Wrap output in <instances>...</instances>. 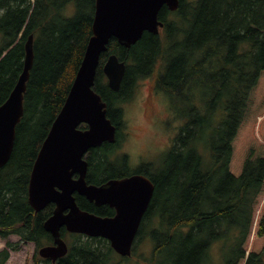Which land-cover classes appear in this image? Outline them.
<instances>
[{
    "label": "trees",
    "instance_id": "obj_1",
    "mask_svg": "<svg viewBox=\"0 0 264 264\" xmlns=\"http://www.w3.org/2000/svg\"><path fill=\"white\" fill-rule=\"evenodd\" d=\"M70 7L72 13H65ZM96 0H0V105L24 67L26 41L34 34V64L25 94V113L17 125L14 150L0 168V237L18 235L37 248L53 243L44 223L55 205L36 211L29 202L34 162L63 107L93 34ZM168 12L172 17L167 18ZM159 34L145 31L130 47L112 38L101 56L95 89L108 103L118 127L116 141L88 153L87 180L102 184L129 174L127 155L118 154L124 110L140 79L156 75V86L185 119L173 148L156 171L142 166L156 185L148 216H160L147 237L152 264H209L212 246L226 242L225 264H264V195L256 226V245L245 247L256 206L264 193V0H180L164 6ZM116 53L126 62L119 91L105 80L103 65ZM203 89H208L205 95ZM219 112V113H218ZM82 127H86L83 125ZM204 144L208 154L199 146ZM86 210L110 215L76 193ZM241 214V217H238ZM145 225L133 247L135 253ZM68 253L55 264H122L108 239L62 229ZM19 242L0 250L6 264ZM36 262L53 264L36 254Z\"/></svg>",
    "mask_w": 264,
    "mask_h": 264
},
{
    "label": "water",
    "instance_id": "obj_2",
    "mask_svg": "<svg viewBox=\"0 0 264 264\" xmlns=\"http://www.w3.org/2000/svg\"><path fill=\"white\" fill-rule=\"evenodd\" d=\"M180 0H96L93 34L66 101L42 143L31 172L29 202L40 211L55 205L44 227L53 244L42 246L39 254L55 264L69 251L62 229L91 237H103L122 256L132 254L143 216L155 191V183L144 174L112 178L105 183L87 180V153L116 141L118 127L108 116V103L95 89L101 56L112 38L130 47L145 31L159 34L164 6L174 11ZM34 34L26 41L23 71L9 97L0 105V168L12 156L17 125L25 113L24 100L34 64ZM108 85L119 91L126 62L118 54L108 55L103 66ZM86 124V128L81 125ZM84 195L97 206L117 209L114 216L83 209L75 194Z\"/></svg>",
    "mask_w": 264,
    "mask_h": 264
},
{
    "label": "rangeland",
    "instance_id": "obj_3",
    "mask_svg": "<svg viewBox=\"0 0 264 264\" xmlns=\"http://www.w3.org/2000/svg\"><path fill=\"white\" fill-rule=\"evenodd\" d=\"M65 13H72L69 6L65 9ZM167 17H172V14L168 13ZM105 80L107 82L106 76ZM203 92L208 95V89H203ZM120 105L124 110V125L121 128L122 136L117 150L118 154H126V160L131 166L143 165V163L152 164L151 170L156 171L158 168L154 164L157 167L162 164L165 155L173 148L174 140L180 134L181 127L186 123L185 119L176 114L170 97L157 88L156 75L140 79L133 96ZM199 148L204 154H208V149L204 144H201ZM143 166L148 167V165ZM263 195L264 193L260 196L256 206L253 230L245 245L247 257L256 245V226L262 209L261 198ZM238 217H241V214H238ZM152 219V216H146L142 233L144 237L138 241L131 259L122 264H152L153 241L151 238H146ZM154 223L160 225L161 221L156 217ZM65 239L67 240V238ZM7 240L19 242L20 247L11 251V256L6 264H46L41 261L36 262L35 256L39 255L40 248H37L35 242L20 241V237L13 234L6 239L0 237V250L5 247ZM225 243L218 241L212 246L209 264L226 263L228 253L224 251V249L226 250ZM242 264H245V260Z\"/></svg>",
    "mask_w": 264,
    "mask_h": 264
},
{
    "label": "flooded vegetation",
    "instance_id": "obj_4",
    "mask_svg": "<svg viewBox=\"0 0 264 264\" xmlns=\"http://www.w3.org/2000/svg\"><path fill=\"white\" fill-rule=\"evenodd\" d=\"M150 163H152V162H150ZM154 164V163H153ZM143 165H146V164H144L143 163ZM143 165H140V164H138V165H135V166H131L130 165V163L128 164V166H129V174H127V175H125V176H130V175H133V174H146V173H144V172H141V170H140V168L143 166ZM151 166H153V165H151ZM154 166L157 168V166L154 164ZM154 167V168H155ZM146 175H148V173L146 174ZM155 194H156V187H155V191H154V194H153V197L151 198V200H150V203H149V206H148V208H147V210H146V212H145V214H144V216H143V219H142V222H141V225H140V228H142L144 225H145V223H146V216L149 214L148 213V210L153 206V204H154V200H155ZM87 199V198H86ZM88 200V199H87ZM90 202H92V201H90ZM94 204H95V202H94ZM96 205V204H95ZM107 207H108V210L110 211V216H114V215H116V213H117V209L115 208V207H112V206H108L107 205ZM158 218L159 220H160V216L158 215V216H155L154 217V219L155 218ZM154 219H153V223H154ZM151 223H152V221H151ZM150 227L151 226H153L152 224H150L149 225ZM52 244V243H51Z\"/></svg>",
    "mask_w": 264,
    "mask_h": 264
}]
</instances>
